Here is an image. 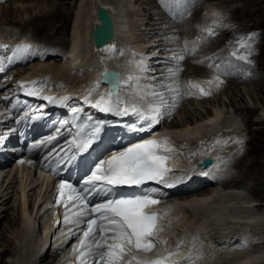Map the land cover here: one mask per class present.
<instances>
[{"label":"bare ground","instance_id":"bare-ground-1","mask_svg":"<svg viewBox=\"0 0 264 264\" xmlns=\"http://www.w3.org/2000/svg\"><path fill=\"white\" fill-rule=\"evenodd\" d=\"M65 1H68L66 2V4L69 5L70 0H65ZM82 1L83 0H76L77 3L80 2L79 10L76 13L69 14L65 12L62 6H58L51 12L41 13V15L35 17L32 21L26 24L20 23L22 29L33 27L37 33L46 31L45 40L47 41L55 40L54 43L55 45L52 47L61 50L65 57V58L63 57V59H60V57L53 58L55 61L61 60L63 61V63L62 62H61L62 64L57 63L59 67H57L56 65L55 68H52L53 63L52 64H50L51 62L45 63L46 61L50 60L52 57H48V55L39 56L36 58L38 61H34L35 58L32 55L30 56V60L32 63L30 64V67L26 69H22L24 71L20 72L21 75L28 74L27 77L30 78V81H36L35 79H39L40 75L43 76V74L44 75L47 74V76H49L50 79L53 77H54L53 79L56 78V80L60 82L59 85L63 87L62 91L56 93L54 92V90L51 91V89L50 91L43 90L41 95H51L56 97L57 99L63 96L70 97V99L66 101L65 104L63 105L56 104L57 108L60 109L63 106H65L68 102H70L71 98L74 96L73 93L71 94V92L69 91L72 87H74L76 90L83 89V92L87 96L89 90L93 87L94 82L97 80L101 82V78H102L101 72L105 68L121 70L124 78H126L129 74H138L136 66L134 64H129V61L134 59L132 56L133 52L137 53V56L135 57L136 60L140 59V54H143L145 57H147L146 63L148 65L149 72L145 73L144 75L149 77L154 75L158 77V80L155 81L156 83H158V81L160 80H163V77L167 74L168 69L176 64V61L171 59V55L174 53L172 51L175 50L176 52V50L180 48V37L185 35L182 34L185 30L182 32L181 29H183L184 26L188 27L187 25H184V23L181 22L178 23L172 22L171 19L165 13L162 12L161 13L163 15L160 14L161 17L160 16L151 17L152 20H154V24H152V27L150 28L152 30L151 32H153L154 34L156 33L159 34L156 37L157 39L159 36L163 35L160 38L161 41L157 43L158 47H155L153 49L158 50L160 48L161 50V49L169 48L170 51L169 50H166V52L163 51L164 53L162 56H164L165 58L164 60L154 58L155 60L150 61V59L148 58V53H150V48L148 49V47L151 45L148 42V40H144V38L142 40L141 39L136 40L134 38L136 40L134 42L133 41L134 39L132 40V38L129 37V35L128 37L127 35H125L126 33L128 34L130 32V31L127 32L128 30L126 27L127 21L129 24L131 23L135 24L133 26L135 28V29L133 28L135 32L137 29L136 24L137 25L138 23L141 24L140 22L141 19L135 15L136 13L135 10L138 6H136V3L134 4V0L128 1L126 3L125 8L123 9H122V3L119 0H100L98 2L96 0H90L88 4L85 3L86 2L85 0L83 1L82 4ZM155 1L157 0L152 1L154 5L157 4V2ZM251 1H255V0H251ZM99 5L105 7L109 11V13L114 17L115 30H116L115 39H118L117 49L123 50L124 55L122 56L117 55L112 59H108L109 53H106L104 51L98 53L95 50V44L92 38V32L95 28V25L98 24L96 11ZM146 6L148 5L146 4ZM155 6L157 7L156 8L157 12H159L158 6L157 5ZM124 9L128 11L126 21L122 20L123 17L120 15L122 11H124ZM211 14L217 16L216 15L217 11H211ZM14 22H16L14 19L7 20L5 25L6 27L9 28L14 27L11 24ZM172 27L174 29L178 27L177 31L175 29L176 33L172 32L173 30L170 31ZM188 28H186L187 31H185V33L189 34V36L191 37L199 36L200 33L197 26L195 28L192 27L194 29V30L192 29L193 32L188 31L189 30ZM48 29L50 31H48ZM221 31H223V34L226 35H229L230 32H232L231 29L228 30L223 29ZM68 34L71 37H69V39L68 38L64 39L65 35ZM6 35L7 36L5 38L8 39L9 43L12 42L13 40L21 41L20 39L22 38L21 36H24V34H20L21 36L16 35L17 37L20 38L16 39V36H14L13 38L11 37L12 38L11 39L8 33ZM0 37H4V35H0ZM174 37H178V39L172 40V38ZM234 38L235 37H233V39ZM170 40H172L173 43L169 44ZM194 42H197L199 44L198 39H195ZM210 46L219 47L215 42H213ZM121 47L124 49H122ZM126 53L128 55L124 57ZM58 54L55 55L53 54L54 55L53 57L58 56ZM22 55H18V56H22ZM66 56L68 57L66 58ZM102 57L104 58L103 60L101 59ZM187 61H188V68L184 72L183 65ZM198 61L199 59L194 57L185 60V62L181 64L182 71L180 72L179 80L182 86L185 85L184 82H182L184 80L183 77L187 74H188L187 78L193 76L194 74L195 77H198L197 82H201V84L207 80L206 79L203 81L202 80L199 81L201 77L212 78L213 76H215L214 75L215 73L209 72L204 68L202 69L196 66ZM163 62L166 63V65H164ZM191 69H193L194 71L190 74L189 71ZM75 70L76 71L86 70V75H87L86 76L87 80H85L78 87L69 84V80L71 79V75H72L71 72ZM29 71H32L33 74L31 73L30 75ZM20 73L18 74L20 75ZM160 73L163 74V77L159 78V76L161 75ZM182 74L183 77L181 78ZM25 77L24 76L21 77V80L22 81L23 79L26 80L27 78L25 79ZM39 80L42 81L41 79ZM228 80L229 82L235 84L246 82V80L244 81L241 80V77L240 78L230 77ZM57 81L55 83H57ZM149 82L151 81L149 80L142 81V83H149ZM165 82L168 83L169 81L165 80ZM203 85L206 88L208 87V85L204 83ZM3 88H4L3 86H0V90ZM23 93L25 94L24 91ZM84 93L81 92L79 94H84ZM93 93L97 94L99 97H94L93 95V98H90L91 103L98 100L101 94L105 93V87L100 83V87L96 89V91ZM128 93H129V89L126 87L125 95L124 96L121 95V96L125 97L126 100L130 99L131 97H129ZM79 94L78 97H81ZM187 97H188L187 95H182L180 98H178V103L176 101V104L181 106V102ZM169 98L171 99L172 97L169 96ZM1 99L2 98H0V108H2ZM38 99L42 100L39 97ZM171 100H169V103H172ZM178 109L179 107L177 109L175 108V113ZM247 110L248 108L245 109L236 108L235 114L240 115L241 113L246 112ZM223 111L220 107V109L214 110L211 114L207 116L206 115L202 116L196 121L188 120L184 122V124L170 122V118H169V120H167V122L165 123V126L167 128L164 129L158 135H156V136H163L164 138V135L168 134L166 136V138H168V146L173 150V154L170 156L169 159L172 160L174 165L178 166L180 172L184 173L182 175L183 177L182 181L188 184L185 187L192 185L194 181H197L200 177H202L204 180L205 178H207L206 176L207 171L204 169H197L196 162L197 159L199 160V158L201 159L202 157L210 154L211 152H215V150H219V147L217 149L214 148V146L216 145H214V140L212 139V137L221 132H227L230 130L233 131V129L235 128L237 122L227 123L225 124L226 126L221 127V124L225 121V117H226ZM175 113H173L172 115L173 118L175 116ZM0 114H1L0 119L6 120L7 118L5 117L9 116L8 106H5L4 113L1 112ZM220 128H224V129L220 130ZM1 133H3L2 130L0 131V134ZM202 139L204 140L209 139L208 141L213 140L211 142L213 144V148H210L208 150V147L206 146L205 148L204 145V147H201L202 148L201 150V148L198 147L199 145L197 144ZM236 139H237L236 137H232L230 143L236 142ZM14 142H15V136L13 134V131L8 132L5 135L4 134L0 135V159H4L5 157L8 156V154L11 151V148L13 147L12 143ZM177 142H181V144L182 142L184 143L195 142L193 143V145L195 146H190L189 147L190 149H187V152H189L190 154L184 155L185 150H183L182 145L181 144L178 145ZM223 144L224 143H222V145ZM226 146L223 149L219 150L218 154L220 156L219 158H217V161L215 163V165H218L220 161H224L226 163V166L222 167V169L215 172L212 177H209L212 178V180H216L217 178H219L221 176L220 174L226 172L231 173L230 169H233V167L230 166V162L232 161V159L236 155V151L238 150L236 151L230 150L229 155L226 156L224 155V153H222V150L226 149ZM237 165H239L241 169H243V171L246 170L243 172V176L245 175L243 179L241 178L238 179L237 177H234L231 180L225 179L224 182L219 181L218 183H214V181H212V185H207L204 189L196 192H190L186 194L185 197L179 198L178 201H174L172 204L168 206L169 208L168 210L161 208L162 213L160 216L163 217L162 224H165L164 225L165 227H164V231L160 233V238L165 240H170V239L171 240L167 242L166 246L158 245L157 246L158 251L156 253L153 252L151 255L153 256L157 254L164 255L166 254L167 251L173 250L177 245V242H173L175 238L177 241H183L182 250L178 253V255L172 257V260H179L182 257L188 255L189 250L192 249V240L194 237H196L197 238L195 243L196 248L192 249L193 251L199 253V255L196 257V264H264V206L263 204H260L261 207L259 211L258 210L259 208L256 209V207H258L259 205L256 204L255 201H253L247 196L243 197L242 192H246L247 190H249L248 186L250 185V183L248 182H250L249 181L250 177L253 175L251 169L252 167L246 166V164H244L243 162H239V164ZM212 169H214V167H211V170ZM13 173L14 172H12L11 174H7V176H9L11 179ZM15 174H17V178L20 180L18 184L19 186L17 185L19 187L20 192L16 190L15 196H16V200H18L19 202L22 230L20 236L17 237L18 243L14 244L17 247V252L13 253L9 249L5 251L3 250L1 252L2 260L0 264H24L23 260L20 257L24 256V249L29 245L31 246V242H32L31 237L36 230L39 233L37 232L35 233H37V235L40 234L38 236L40 237V239L35 241L36 245H34V247L36 249L35 250L36 256L32 261L34 262V264H55V262H53L55 256L47 255L50 254V252L48 253L45 252L47 246L52 245V240L55 235L54 234L55 221H50L48 213H45L43 216H40L39 211H37V213L31 211L29 196H32L34 198L36 195L33 196V194L30 195L28 193V191L34 190L35 188L39 187L38 190L35 189L34 192L37 193L36 197H40V199L37 198L38 200H36V203L37 201L43 203L45 199H49L50 198L49 190L51 188L49 177L48 178L43 177L41 179L38 178V176H36L38 179H40L41 182H35L33 180L34 175L33 177L29 175V171L25 168V166H19L18 169H16ZM173 175L178 176L179 173H174ZM190 175H193V177L188 178V176ZM1 177H3L2 174H0V178ZM256 179H257L256 185L258 183L259 186L256 192H258V194H263L264 172L261 173L259 172L258 175L256 174ZM2 183H4V179ZM197 183L200 184L199 181H197ZM8 184L9 185L6 187L4 192L8 190V188H10L11 184L10 183ZM0 186H1L0 188L2 189L5 186V184L2 185L0 184ZM5 194L6 196L9 195L8 192ZM194 196L196 197L194 198ZM192 197L194 199L190 200ZM7 199H9V197ZM7 199H5L2 202V198H0V205L4 204V202L7 201ZM3 212L6 211L1 212L0 221L2 219V216L3 217L6 216L3 214ZM184 216H188V217L186 218ZM195 216L198 217L196 218ZM7 220H8V224L11 225L12 222L9 217H7ZM38 220L40 222H38ZM189 224L194 225V227L189 229L187 227L189 226ZM239 227L242 230L241 233L237 232L236 228ZM68 238L69 237L66 236L57 239L55 245L63 246V244L67 241ZM255 242H258L260 244L254 245ZM2 246L4 245L2 244ZM55 255L57 256L55 258L56 264H60L62 262V259H66L71 256L72 258H76L72 249L70 250L67 249L63 252L57 251ZM14 258H17L16 262L18 263H15V260H13Z\"/></svg>","mask_w":264,"mask_h":264},{"label":"snow or ice","instance_id":"snow-or-ice-1","mask_svg":"<svg viewBox=\"0 0 264 264\" xmlns=\"http://www.w3.org/2000/svg\"><path fill=\"white\" fill-rule=\"evenodd\" d=\"M216 15L219 16L218 13ZM213 25L228 27L223 23V18L213 21ZM201 31L207 36L216 34L214 27L203 28ZM255 35L251 33L248 36L239 37L236 43L239 49L245 50V53L238 54L234 50L231 55L251 63L249 56L252 54ZM172 39H178V37ZM31 47L30 44L16 46L13 57L29 52ZM198 47L197 42L189 44L186 41L182 48L173 53L171 59L176 61V64L170 67L163 77V80L171 81V83H156L158 77L144 75L149 72L147 57L140 54V59L136 60L137 53L133 52L134 59L129 63L136 66L138 74H129L126 79L121 80L118 73L105 69L103 78L109 87L92 106L103 112L136 115L140 121L151 127L159 123L166 112L170 114V110L177 107L175 101L182 95H211V89L219 88L224 82L219 74L203 82L208 85L207 88L200 82L191 80L182 86L179 80L182 71L180 62L186 59V55L194 54ZM103 51L109 53L108 59L116 55H124L123 50H118L115 45H108ZM209 67L212 65L210 64ZM144 80L151 82L142 83ZM100 83L99 80L94 82L85 97V102H89V98L100 87ZM44 86V81L20 84L26 95L39 97L49 103L63 105L70 99L68 96L57 99L51 95H41ZM125 87L129 89L128 95L131 97L127 100L119 95ZM169 96L172 97V103H169ZM71 111L75 113L77 109L73 108ZM99 131L100 126L97 124L86 138H78L80 136L78 133L72 141L76 151L84 152L89 149ZM53 139L54 137H49L47 142ZM227 142L230 141L225 143ZM172 154L173 150L168 146V138L148 139L123 151L113 152L107 159L99 161L91 175L79 188L63 180L57 185V199L55 205L50 206H63L65 210L63 219L66 223H74L78 227L83 224V227L79 228L78 243L73 246L78 264H196L199 253L192 250L195 249L196 237L192 240V249L189 250L188 255L179 260H172V257L182 250L183 241H178L176 247L164 255H151L158 245H167V240L160 238L164 228L160 222L161 214L156 211V206L161 202L151 193L145 192L133 198L107 199L93 207H89L88 204L87 197L98 190L97 185L102 186L99 190H105L107 186H140L147 182L172 186L174 181H171L169 176L174 170L168 165ZM69 233L76 234L71 229Z\"/></svg>","mask_w":264,"mask_h":264},{"label":"rangeland","instance_id":"rangeland-1","mask_svg":"<svg viewBox=\"0 0 264 264\" xmlns=\"http://www.w3.org/2000/svg\"><path fill=\"white\" fill-rule=\"evenodd\" d=\"M83 1H82V4H83ZM85 1H86L85 2L86 4H88L90 2V0H85ZM96 1L98 2L100 0H96ZM119 1L122 3V9H123V8H125L126 3L130 0H119ZM152 1L151 0H134V4L136 3V6H138L135 10V12H136L135 15L141 19V21H140L141 24L140 23H138V25L136 24L137 29L135 32L134 31L135 28L133 27L135 24H133V23L129 24L127 21V23H126L127 24L126 27L128 29L127 32L128 31H130V32L128 34L125 32L126 33L125 35H127V37L129 35V37H131L132 40L134 38L136 40L137 39L142 40L143 38H144V40H148V42L151 45L148 47V49L150 48V53H148V58L150 59V61L155 60L154 58L164 60L165 58L162 55L164 52H166V50H169V48L168 49H161L162 51L160 50V48L158 50L153 49L155 47H158L157 43L159 41H161L160 38L163 35L159 36L157 39L156 37L159 34L158 33L154 34L153 32H151L152 30L150 29L152 27V24H154V20H152L151 17H159V16L161 17L160 11L158 10L159 12H157V10H156L157 7L152 3ZM24 2H26V3H24ZM66 2H68V1H65V0H29V1L28 0H4L2 3H0V35H4V37H6L7 36L6 34L8 33L10 38L11 37L13 38L16 35L21 36L20 34H24V36H21L22 38L16 36V39L17 38L31 39V40H34L35 42H40V43L46 44L48 46H54L55 40H50V41L45 40V38H46L45 32L46 31L45 32L43 31L41 33H37L33 27H28L26 29H22L20 23L26 24V23L32 21L35 17L41 15V13L51 12L58 6H62L64 8L65 12H67L69 14L76 13L79 10L80 2L77 3L76 0H70L69 5L66 4ZM146 4L148 6H146ZM194 6H193L195 9L194 17H195V20L197 21L196 24L200 23L201 21L206 22L204 20H207L209 17L210 18L217 17V16H214L211 14V11H217V13L221 16V18H223V23L228 25V27H221L222 29L220 27H215L214 25H212V27H214V31L216 33L214 36H207V34L205 33L203 39H204L206 45H210L213 42H215V43H217V46H219V47H215V48H220L217 51H212L213 53H211V54H213V55L217 54V56L219 55L221 57V63L226 68L230 67L229 70L240 71V69H245L248 72V74H251L252 77L248 78V79H243V81L246 80L245 83L242 82L243 84L242 83H240V84L231 83V82H229L228 78H223V79L221 78L224 82H223V84L220 85L219 88L215 89V93L212 96H210L208 98L206 97L205 99H202V100L201 99H189L188 97L186 99H184L181 102V106H179V109L176 111L174 118L172 117L170 119V122L184 124V122H186L188 120L196 121L200 117L205 116V115L207 116V115L211 114L214 110L220 109V107H221L222 111L224 110L223 112L225 113V116H226L225 121L221 124V127L226 126L225 124H227V123L237 122V124L234 128V129H236V128L237 129L236 130L233 129V131H232L233 132L232 137L237 138L236 142H234V144H237V145H235L236 149H238V151H236V154H238L239 151L242 150L241 142L237 143V141L244 136L243 129L245 130V134H246L247 152H246L245 156H243L242 158H240L236 161L235 168L230 169V170H231V173L234 171L236 172V176L238 179H240V178L243 179L245 177V175L243 176V172L246 170L243 171V169H241V167L237 164H239V162H243L244 164H246V166L252 167L251 169H252L253 175L250 177V180H249L250 182H248V183H250V185L248 186L249 190L246 191L247 193L246 192H242V193H243V197L247 196L250 199H252L253 201H255V203L259 205L258 207H256V209L259 208L258 210L260 211V207H261L260 204H263V206H264V190H263V194H258V192H256L259 188L258 183L256 185V182H257L256 174L258 175L259 172L260 173L264 172V170H263L264 169V0H255V1H251V0H196L194 3ZM43 7H44V9H43ZM214 8H217V9H214ZM154 9H155V11H154ZM120 15L123 17L122 20L126 21L128 11L126 9H124V11H122V13ZM194 17H193V10H192V12L190 13V17L187 16L185 18V20H182V23H184V25H187L188 27H191V28H188L186 26H184L183 28L186 27L189 29L188 31L193 32L194 29L192 27L195 28V26H196L194 24V20H193ZM144 18H146V19H144ZM11 19H14L16 21L14 23H11L14 27H10V28L6 27L5 24H6L7 20H11ZM217 19H219V18L217 17ZM199 20H201V21H199ZM175 23H178V22H175ZM155 26H158V25H155ZM208 26H210V25H208ZM2 28H4V29H2ZM203 28H207V26L203 25ZM175 29L177 31L178 27ZM175 29L172 27V29H170V31L173 30L172 32L176 33ZM190 29L191 30L193 29V30L191 31ZM223 29H227V30L231 29L232 32H230L229 35H226V34H223V31H221ZM233 30H235V31H233ZM48 31H50V30L48 29ZM132 32H133V34H132ZM17 33H19V34H17ZM178 33H180V32H178ZM251 33H255L256 35H255V40L253 43L252 54L249 56V60L251 61V63H248V62H245L243 60L237 59L236 57L232 56L231 53L235 50L238 52V54H244L245 50L237 48L235 46V43L239 37L248 36ZM133 35H134V37H133ZM232 35H233V37H235L234 39H233ZM69 37H71L69 34L65 35L64 39L65 38L69 39ZM135 39L133 40L134 42L136 41ZM172 40L169 41V44L173 43ZM13 41H16V40H13ZM13 41L10 43L11 44L14 43ZM198 42H199V40H198ZM227 46H230L231 51L227 49ZM15 47L16 46H14V48ZM54 49H55V50H53L54 52H56V53L58 52L59 54H63L61 50H58L56 48H54ZM207 50L211 51L212 49H207ZM172 52H175V51L173 50ZM62 56L64 57V55H62ZM172 56L173 55H171V57ZM67 57L68 56H66V58ZM60 59H63V58L60 57ZM61 62L63 63V61H61V60H58V61L51 60L48 63H50V64L53 63L52 68H55L56 65H57V67H59L58 64H62ZM195 63H197V62H195ZM164 65H166V63H164ZM196 66H198L199 68H202V69L204 68L200 64H197ZM187 68H188V61L183 65L184 72L187 70ZM26 71H28V70H26ZM193 71L194 70L191 69L189 71V73L191 74ZM241 71H244V70H241ZM31 73L33 74L32 71H29L30 75H31ZM71 74L72 75H71V79L69 80V84L72 86L78 87L85 80H87L86 70H80V71L75 70V71L71 72ZM242 74H243V76L245 75L244 73H241V75ZM20 75H21V73H20ZM27 75H25L26 77L24 76L25 79L26 78L27 79L26 80L23 79V81H22L20 78V82H24V81H26L25 83L29 82L30 78L27 77ZM187 75H185L184 77H183V74L181 75V78L182 77L184 78L183 81L181 80L182 82L185 81L187 83V81H190L192 79L195 80V78H198V77H195L194 74H193V76H190L187 78ZM44 76H47V74ZM235 76H238V75L235 74ZM53 78L50 79V77H49V79H50L49 82H51V83L54 82V84H55L54 87L49 85L48 89L46 91H50V89H51V91L54 90V92H56V93L61 92L63 87L59 85L60 82H58L56 80V78L55 79H53ZM66 79H67V77H66ZM209 79H211V78H207V80H209ZM35 80L40 81L39 79H35ZM56 81H57V83H55ZM186 83H184V84H186ZM56 87H58V88H56ZM60 87H61V89H60ZM44 88H45V86H44ZM213 88L211 89V92H212ZM43 90H45V89H43ZM225 94H227V95H225ZM236 108H244V109L248 108V110H247L248 112L246 111V112L241 113L240 115H236L235 114ZM222 118H224V117H222ZM223 129L224 128H220V130H223ZM218 134L213 136L212 139L214 140V145H216V146H214V148L217 149L219 147V150H220L226 146V143L224 142V140H222L223 138L220 137V135L223 136L222 132L218 133ZM223 137H224V139H228L227 136H223ZM208 140L209 139H206L202 142L200 141L197 144V145H199L198 147L201 148V147H204V145H205V148L207 146L208 150L210 148H213V144L211 143L213 140H211V141H208ZM217 140H219L221 142L217 143L216 142ZM193 143H195V142H185V143L182 142V144H181V142H177V144L178 145L181 144L183 150H185L184 155L190 154L189 152H187V149H190L189 148L190 146H195V145H193ZM222 143H224V144L222 145ZM201 150H202V148H201ZM215 151H217V150H215ZM231 151H233V150H231ZM27 170L29 171V175H31L33 177V174L30 172V170L29 169H27ZM253 171H254V173H253ZM8 177L9 176L6 175V176H3L0 178L1 179L0 184L1 185L5 184V186L2 189L0 188V198H2V202L9 197V199H7V201H5L4 204L0 205V215H1L2 211H6V212H3V214L6 215L5 216L6 218L2 216V219L0 221V262L2 260L1 252L3 250L5 251V250L9 249L13 253L17 252V247L14 244L18 243L17 237L20 236V233L22 230L19 202H18V200H16V196H15L16 190L18 192H20L19 187H18L20 180L17 178V174L16 175L13 174L11 179L9 177V180H8ZM3 179H4V183H2ZM231 179H233V178H231ZM231 179H229V180H231ZM5 180L6 181L8 180L7 183ZM33 180L35 182H41L40 179H38L36 176H34ZM8 183L11 184L10 188H8V190H6L4 192L6 187L9 185ZM38 188L39 187H37L35 189L38 190ZM35 189L28 191V193L30 195L33 194V196H35V195L37 196V193H34ZM7 192L9 193V195L6 196L5 193H7ZM36 196L34 197L35 199L32 196H29L30 205L35 204L36 200L40 199V197H36ZM195 197L196 196H194V198ZM194 198L192 197L190 200H192ZM198 216H195V217L197 218ZM7 217L10 218V220L12 222L11 225L8 224ZM184 217L187 218L188 216H184ZM187 227L189 229H191L194 227V225L189 224V226H187ZM35 232H37V230ZM35 232L33 234L34 236L32 235V237H31L32 238L31 246L30 245L27 246L24 249V256L20 257L23 260L24 264H29V263L34 264V262L32 261L36 256V251H35L36 249H35L34 245H36L35 241L40 239V237H38L40 234L37 235V233H39V232H37V233H35ZM2 239H4V240H2ZM2 244L4 246H2ZM195 248H196V246H195ZM13 260H15V263H18V262H16L17 258H14Z\"/></svg>","mask_w":264,"mask_h":264},{"label":"water","instance_id":"water-1","mask_svg":"<svg viewBox=\"0 0 264 264\" xmlns=\"http://www.w3.org/2000/svg\"><path fill=\"white\" fill-rule=\"evenodd\" d=\"M96 17L98 24L95 25L92 38L95 48L101 50L108 45H113L116 41L115 20L109 11L100 5L96 11ZM210 163H212V160L206 159L204 163L199 166H206Z\"/></svg>","mask_w":264,"mask_h":264}]
</instances>
